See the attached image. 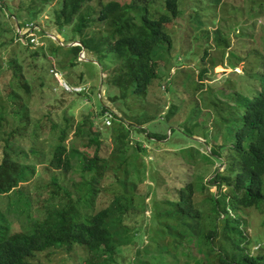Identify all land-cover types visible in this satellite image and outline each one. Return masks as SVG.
I'll return each mask as SVG.
<instances>
[{
	"label": "trees",
	"instance_id": "trees-1",
	"mask_svg": "<svg viewBox=\"0 0 264 264\" xmlns=\"http://www.w3.org/2000/svg\"><path fill=\"white\" fill-rule=\"evenodd\" d=\"M33 1L46 0H29L28 3L23 1L28 10ZM89 1L91 0H59V5L53 10V24L59 30L68 24L72 26V37L65 42L78 39L80 43H63L57 47H64L70 54L71 65L78 61L82 49L91 51L99 63L110 53L115 54L116 61L109 69L103 68L101 73L102 84L119 88L117 94L109 93V98L127 100L131 93L144 99L149 86L157 77L161 78L158 75L159 62L155 57V50L157 46L170 48L171 33L167 26L181 12L179 0H163V5L159 1L158 4L155 3L156 0H104L99 2L95 19L89 11L82 9L84 3ZM198 1L203 5L206 3L205 8L208 4L217 2ZM7 10L9 14L19 18V12L14 14L9 7ZM28 12L29 20L36 22L39 11ZM194 17L199 19L197 25L201 24L202 18L199 15ZM96 19L100 24L105 22L109 28L97 35H88L85 29ZM1 30L3 31L2 28ZM259 38L261 44L256 40V44L248 47L244 54L247 63L245 72L256 79L254 87L249 92H244L234 86L230 92L231 100H226L223 104L216 101L214 103L218 112L217 121L223 127L219 135L223 144L214 143L209 150L216 152L215 149L219 150L222 145H226L228 160L222 171L214 169L208 182L216 181L219 190L222 185L226 189L221 190V195H216L203 181L198 186L191 179L181 184L177 196L170 197L173 200H164L168 201L164 206L167 217L155 219L152 223V228L158 230H155L157 237L149 238L148 245L136 246L134 256L128 264H178V244L192 234V229L188 226L189 220L199 216L206 208L213 217L209 228L204 232L200 230L197 238L204 240L207 246L204 253L210 254L211 251L214 255L213 262L209 264H264V240L249 251L248 248L254 241L250 244L248 236L239 227L241 221L236 218L239 209L259 207L264 203V35ZM55 49L56 46L52 47V50ZM231 49L235 50L232 46L228 50L232 51ZM234 53L240 52L236 50ZM205 54L206 51L202 56ZM7 61V70L18 76V84L6 89L12 107L8 111L0 110V126L3 127L0 136V196L6 197L4 202L0 201V264H33L31 258L42 251L50 254L59 251L74 252L75 260L78 262L79 259L78 264H117L116 258L121 253L120 241L135 239L137 233L134 227V218L138 214L135 203L139 193L134 190L137 178H130L125 164L127 160H131L126 155L131 146L129 133L130 129H146L133 123L127 124L125 119L109 110L103 102L99 107L98 117H104L106 111L111 112L108 117L113 121L109 127L115 141L111 150L114 157L103 149L100 130L94 126L89 115H85L74 126V136L83 139L81 144L77 145L74 141L66 144L68 131L72 127L68 118L63 116L65 121L61 124L49 114H43L38 120L31 121L25 99L30 91L29 81L23 75L22 65L16 54ZM3 69L0 68V77L5 76L1 73ZM204 72L205 67L198 74L201 82ZM65 77L67 78L66 75ZM68 82L85 86V89L74 93L85 95L92 92L82 82V75L80 80ZM175 108L176 104L172 103L169 106L170 112H167L171 115ZM11 110L13 114L10 115ZM7 120L10 122L5 126L3 123ZM103 124L108 125L106 121ZM229 133L231 141L227 144L225 140ZM146 136L148 140L166 138V133L148 131ZM134 143L136 149H145L141 141L135 140ZM46 150L50 156L44 162ZM31 154L34 159L39 154L44 155L38 159L40 163H44L43 168L35 167ZM135 158L139 163L138 157ZM119 165L124 167L122 172ZM74 172L80 175L81 183L77 184L76 180H72ZM130 179L134 182L133 190L129 187ZM143 180L144 177L141 181ZM67 181L70 185L73 183L72 186L77 191L75 195L66 184ZM105 181L108 184L105 185ZM113 182L121 187L118 189L119 193H123L114 194L110 203L101 206L99 194L102 188H108ZM31 184L34 189L32 193ZM147 195L148 193L144 195V200ZM33 196L39 201L34 208ZM219 197H224L223 207L217 205ZM2 203L5 204L1 206ZM125 211L134 219L130 225L123 220ZM144 211L143 214L146 215ZM222 212L224 215L220 217ZM17 221L20 228L14 225ZM243 222H246L245 219ZM117 225L118 228H115ZM172 225L176 228L175 231ZM166 234L170 235L169 241L163 240ZM217 238L228 239L229 242H217Z\"/></svg>",
	"mask_w": 264,
	"mask_h": 264
},
{
	"label": "rangeland",
	"instance_id": "rangeland-1",
	"mask_svg": "<svg viewBox=\"0 0 264 264\" xmlns=\"http://www.w3.org/2000/svg\"><path fill=\"white\" fill-rule=\"evenodd\" d=\"M23 1L28 3L29 0H0V40H3L0 41V68H4L1 73L5 74L4 77H0V110L8 111L12 107L6 89L8 86L12 88L17 86L18 76L12 75L11 71L7 70L9 66L7 59L16 54L22 65L23 75L30 84V91L27 92L25 99L28 102L31 121L38 120L43 114H49L53 120L63 124L65 121L63 116L67 117L72 127L68 131L66 144L72 141L77 145L81 144L83 139L74 136V126L85 115H89L94 126L100 130L103 149L108 150L109 155L114 157V152L111 150L115 141L109 127L113 121L109 119L108 112H104V117H98L99 107L103 102L107 104L109 110L125 119L127 124L133 123L135 126L146 129L145 131L130 129L129 143L134 147L130 146L126 152L127 157L131 158L125 162L126 168L130 178H137V186L134 190L139 193L135 203L136 212H138L134 218L135 221L128 212L125 211L123 215L125 224L130 225L133 221L135 222L134 227L137 229L135 239H130L128 242L120 241L121 253L116 258L117 264H128L127 262L134 256L136 246L143 247L149 243V238L157 237L155 233L157 229L152 228V223L155 219L161 220L167 217L164 206L168 201L164 200L177 196V190L181 184L191 179L195 186H198L203 181L216 195H221V190L226 189V186L222 185L219 190L216 181L208 182L214 169L222 171L225 161L228 160L226 145H222L219 150L215 149L216 152L209 150L214 143L223 144L219 137L223 127L217 121L218 112L214 103L216 101L223 104L224 101L231 100L230 92L234 86L244 92H249L254 87L256 79L245 72L247 63L244 54L248 47L256 44V40L258 44H261L259 36L264 35V0H217L216 3L208 4L210 9L204 7L206 3L203 5L198 0H179L181 12L167 26L171 33L170 48L157 46L155 50V57L159 62L158 75H161V78L157 77L149 86L144 99L129 93L127 100L110 99L109 93L117 94L119 88L101 83L102 69L111 67L116 61L115 54L110 53L108 57L103 58V62L99 63L100 61L91 51L85 50L83 57L80 50L78 61L71 65L70 54L63 49L64 47H57L58 44L69 45L68 42L77 43L78 40L65 42L72 37V26L68 24L59 30L53 24V10L59 5V0L33 1L29 10L26 2L23 3ZM101 1L104 0L86 2L82 9H86L93 18H96L97 7ZM158 1L160 5H163V0H156L155 3L158 4ZM7 7L11 8L14 14L16 11L19 12V18L9 14ZM31 10L39 11L35 18L37 23L33 21L37 24L35 28L37 40L29 39L27 43L25 39L22 42L16 37V25L21 22V19L29 17L28 11ZM195 15L202 18L201 24L197 25L199 19L194 17ZM107 28L109 26L105 22L100 24V21L96 19L85 30L88 35H97L106 31ZM55 46L57 49L52 50ZM231 46L235 50H228ZM236 50L240 53L235 54ZM204 51L206 54L203 57ZM203 67L206 68V72L201 82L198 74ZM58 68L65 71L70 81H78L82 75V82L87 84L92 92L80 95L67 91V89H74L71 86L61 89L59 86L63 85L61 83L59 85L53 76V71ZM172 103H175L177 108L170 115L169 106ZM11 114H13L12 110ZM104 121L108 125H104ZM9 122L7 120L3 124L8 126ZM148 131L166 133V138L148 140L146 136ZM2 133L3 127L0 126V136ZM228 136V138L225 137L227 144L231 141V133ZM135 140L141 141L146 151L136 149ZM44 155L39 154L34 159L31 154L36 168H43L44 163H40L38 159L44 156V162H47L50 156L49 151L46 150ZM111 163L113 164V161ZM119 167L122 172L123 165ZM60 174L62 175V172ZM143 177L144 180L141 181ZM262 179L264 192V174ZM72 180H76L77 184L82 182L80 175L76 172L73 173ZM66 184L71 187L75 195L77 191L72 186L73 183L70 185L67 181ZM106 184H108L107 181H105ZM129 187L133 190L134 182L131 179ZM30 188L32 193L34 190L32 184ZM120 188L114 182L108 188H102L99 194V201L102 200L100 205L110 203L114 194L123 193H119ZM147 193L144 200V195ZM5 199L6 197L0 196V201L4 202ZM37 202L39 201H36L33 196V208ZM4 204L2 203L1 206ZM217 205L223 207L224 197L218 198ZM263 208L264 203L259 207H243L236 212V218L242 223L239 227L248 236L250 244L254 241L248 248L249 251L264 240ZM223 215L222 212L220 217ZM212 217L213 214L206 208L199 216L189 220L188 226L192 229V234L187 235L182 243L178 244L176 253L178 264L213 262L214 255L211 251L210 254H205L207 246L203 239L201 241L197 238L200 230L204 232L207 227L209 228ZM14 225L20 228L18 221L14 222ZM174 225H172L173 228ZM115 228H118V225ZM115 237L120 238L118 235ZM163 240L169 241L170 235L166 234ZM223 240L217 238V242H223ZM224 242L228 243L229 240ZM73 255L74 252L59 251L50 254L42 251L31 260L33 264H78L79 259L77 262Z\"/></svg>",
	"mask_w": 264,
	"mask_h": 264
},
{
	"label": "built area",
	"instance_id": "built-area-1",
	"mask_svg": "<svg viewBox=\"0 0 264 264\" xmlns=\"http://www.w3.org/2000/svg\"><path fill=\"white\" fill-rule=\"evenodd\" d=\"M36 27H37V24L36 23H34L32 20H28L26 18V19L23 20V23L21 25H17L16 26L17 35L16 34L15 35H16V37L20 41H22L24 39H25L26 42H29L28 41L29 39H30V41H36L37 40V37H36V34H35V28ZM81 53L84 56V52L81 51ZM79 56H80V54H79ZM53 73H54L53 76H54L55 80L58 81L59 85H60V83H61V85H63V86H59L58 85L61 89H63V88L67 89V87H70V86L72 88H74V89H72V90H68L67 89V91H69V92H72V91L73 92L74 91L76 92V91L85 89V86H83V85H80V84H75V85L74 84H70L68 82L67 78L65 77L64 71L61 70L60 68H58L55 71H53ZM57 73H59V74H57ZM106 112H108V115L111 114L110 111H106Z\"/></svg>",
	"mask_w": 264,
	"mask_h": 264
},
{
	"label": "clouds",
	"instance_id": "clouds-1",
	"mask_svg": "<svg viewBox=\"0 0 264 264\" xmlns=\"http://www.w3.org/2000/svg\"><path fill=\"white\" fill-rule=\"evenodd\" d=\"M28 20H29V18L28 17H26ZM33 21V20H32ZM17 25H21V22H19ZM16 25V26H17ZM39 38V37H38ZM61 44H63V43H61ZM82 51L84 52V55H85V50L84 49H82Z\"/></svg>",
	"mask_w": 264,
	"mask_h": 264
},
{
	"label": "water",
	"instance_id": "water-1",
	"mask_svg": "<svg viewBox=\"0 0 264 264\" xmlns=\"http://www.w3.org/2000/svg\"><path fill=\"white\" fill-rule=\"evenodd\" d=\"M76 42H77V43H80L79 40H77ZM67 44L71 45V44H74V42L71 41V42H68ZM79 54H80V53H79ZM83 57H84V56H83ZM87 59H89V58H87Z\"/></svg>",
	"mask_w": 264,
	"mask_h": 264
}]
</instances>
